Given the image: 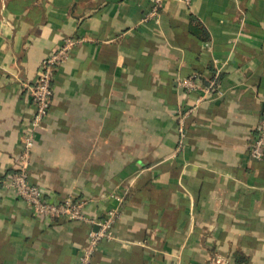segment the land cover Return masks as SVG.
I'll return each instance as SVG.
<instances>
[{
    "label": "crops",
    "instance_id": "obj_1",
    "mask_svg": "<svg viewBox=\"0 0 264 264\" xmlns=\"http://www.w3.org/2000/svg\"><path fill=\"white\" fill-rule=\"evenodd\" d=\"M0 0V264H74L91 227L35 215L1 180L35 113L27 83L68 36L50 114L35 132L32 180L50 199L120 203L92 264H264V0ZM220 91L198 101L178 78ZM185 119L179 143V107ZM95 228V227H94Z\"/></svg>",
    "mask_w": 264,
    "mask_h": 264
},
{
    "label": "built area",
    "instance_id": "obj_2",
    "mask_svg": "<svg viewBox=\"0 0 264 264\" xmlns=\"http://www.w3.org/2000/svg\"><path fill=\"white\" fill-rule=\"evenodd\" d=\"M153 8L146 14L144 19L157 17L159 9L165 0H152ZM190 4L192 0H181ZM82 37L68 36L61 44L53 49L42 61L39 66L37 79L32 83L25 84L32 97V103L35 106V113L28 122V128L24 133L21 145V151L16 160L15 170L8 173L2 180L1 186L4 189L15 192L20 199L28 203L35 215L50 216L55 220H77L94 225L87 233V238L76 253L74 264H92L94 256L104 239L114 237V225L121 215L120 204L124 200V194L118 191L109 193L119 201L118 206L110 207L104 216L92 218L85 213V207L94 199L89 196H82L78 190H73L67 195L57 199L47 197L45 189L31 181V153L35 144V132L43 125L44 119L50 114L54 88L53 81L58 67L68 59L71 51L80 43ZM178 84L185 91L192 93L199 91L201 94L198 101L206 98L220 89L215 84L203 85L198 82L196 74H190L186 77L178 78ZM196 108V105L190 107H179L176 112L179 117L180 139L177 150L184 146L186 137L185 119ZM250 155L256 160L264 159V114L261 116L256 127V135L250 143ZM211 264H227L226 259L216 255L212 257Z\"/></svg>",
    "mask_w": 264,
    "mask_h": 264
},
{
    "label": "trees",
    "instance_id": "obj_3",
    "mask_svg": "<svg viewBox=\"0 0 264 264\" xmlns=\"http://www.w3.org/2000/svg\"><path fill=\"white\" fill-rule=\"evenodd\" d=\"M31 181H32L33 183H35V182L32 180V176H31Z\"/></svg>",
    "mask_w": 264,
    "mask_h": 264
}]
</instances>
